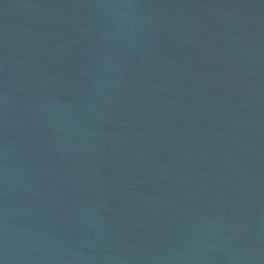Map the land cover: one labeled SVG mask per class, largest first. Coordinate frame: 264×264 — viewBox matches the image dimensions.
Masks as SVG:
<instances>
[{
  "label": "water",
  "instance_id": "obj_1",
  "mask_svg": "<svg viewBox=\"0 0 264 264\" xmlns=\"http://www.w3.org/2000/svg\"><path fill=\"white\" fill-rule=\"evenodd\" d=\"M2 264H264V0H0Z\"/></svg>",
  "mask_w": 264,
  "mask_h": 264
},
{
  "label": "snow or ice",
  "instance_id": "obj_2",
  "mask_svg": "<svg viewBox=\"0 0 264 264\" xmlns=\"http://www.w3.org/2000/svg\"><path fill=\"white\" fill-rule=\"evenodd\" d=\"M0 264H2V261H0Z\"/></svg>",
  "mask_w": 264,
  "mask_h": 264
}]
</instances>
